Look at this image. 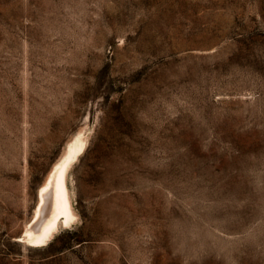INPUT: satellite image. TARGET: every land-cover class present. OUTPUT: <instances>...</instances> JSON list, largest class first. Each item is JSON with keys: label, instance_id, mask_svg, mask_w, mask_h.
Returning a JSON list of instances; mask_svg holds the SVG:
<instances>
[{"label": "rangeland", "instance_id": "rangeland-1", "mask_svg": "<svg viewBox=\"0 0 264 264\" xmlns=\"http://www.w3.org/2000/svg\"><path fill=\"white\" fill-rule=\"evenodd\" d=\"M0 264H264V0H0Z\"/></svg>", "mask_w": 264, "mask_h": 264}, {"label": "bare ground", "instance_id": "bare-ground-1", "mask_svg": "<svg viewBox=\"0 0 264 264\" xmlns=\"http://www.w3.org/2000/svg\"><path fill=\"white\" fill-rule=\"evenodd\" d=\"M67 154L54 166L39 190V203L35 211V232L28 235L31 242H46L59 225L76 220L70 190L67 185L70 163L77 155L76 145H70Z\"/></svg>", "mask_w": 264, "mask_h": 264}]
</instances>
